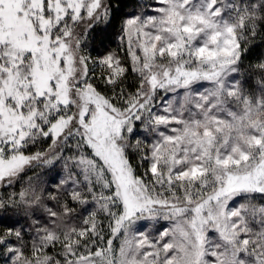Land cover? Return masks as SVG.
I'll return each instance as SVG.
<instances>
[{
  "label": "snow or ice",
  "instance_id": "obj_1",
  "mask_svg": "<svg viewBox=\"0 0 264 264\" xmlns=\"http://www.w3.org/2000/svg\"><path fill=\"white\" fill-rule=\"evenodd\" d=\"M148 7L121 23L129 69L86 50L110 0H0V188L66 173L54 207L31 177L0 197L48 217L30 243L0 234L10 264H264V60L255 87L237 79L264 0ZM138 124L151 139L133 142ZM161 219L154 236L136 227Z\"/></svg>",
  "mask_w": 264,
  "mask_h": 264
},
{
  "label": "trees",
  "instance_id": "obj_2",
  "mask_svg": "<svg viewBox=\"0 0 264 264\" xmlns=\"http://www.w3.org/2000/svg\"><path fill=\"white\" fill-rule=\"evenodd\" d=\"M113 12L110 16L109 21L100 22L95 25L94 30L90 33L88 39L86 40L87 51L91 52L92 56H96L98 52H114L126 66L131 67L130 59L127 56V40L125 39L123 43L120 40V27L122 21L129 14H140L144 12L145 14L150 13V8L148 7L153 0H110ZM245 47L248 49L244 54L241 62V71L237 74L238 80L247 81L245 87L249 85L255 87L258 75L254 74L249 70V66H254L259 61L264 60V26L258 28L257 35L254 39L249 41ZM101 73V69H96V76L98 77ZM127 85L129 88H133V76L129 71L127 80ZM98 86L103 89V84L97 81ZM183 93V90H180ZM161 96L164 95L163 92L160 93ZM169 99L173 98L172 94H169ZM137 138L140 139H151V135L142 132V126L137 125L136 134L132 137L133 142ZM50 143V142H48ZM47 148V143L43 145ZM135 160V156H133ZM142 171V169H141ZM32 178L34 186L37 187L38 191H41L45 197L49 207L55 206V201L49 199V194H57L56 185L60 183V180L66 178V173L63 169V162L57 163L54 167L51 166H38L34 169L29 170L22 178V180L15 184L13 188H0V197H7L13 190L19 191L22 186H26L28 178ZM68 188H71V183L69 182ZM61 201L64 197L60 195ZM79 211L78 205H73ZM90 210V209H89ZM40 220L41 223L48 220L42 208L35 209L34 213L31 211H26L23 207L19 209H0V234H3L8 228L22 229V235L25 237L27 242H31V237L34 232L30 231V226L33 220ZM149 225H144L139 227L141 231H148L153 236L156 235L164 227H168V222L164 220H159L151 227ZM54 250H49V254ZM0 264H10L9 258L4 255L3 250L0 249Z\"/></svg>",
  "mask_w": 264,
  "mask_h": 264
},
{
  "label": "rangeland",
  "instance_id": "obj_3",
  "mask_svg": "<svg viewBox=\"0 0 264 264\" xmlns=\"http://www.w3.org/2000/svg\"><path fill=\"white\" fill-rule=\"evenodd\" d=\"M205 86H207V85H205ZM200 91H203V88H201ZM182 94H183V93H181V95H182ZM171 99H173V98H171ZM161 220H162V219H161ZM155 223H156V222L142 221V222H139V223L137 224L136 227L139 229V227H140L141 225H143V224H144V225L147 224V225H149V226H147V227H151V225H152V224L154 225ZM139 230H140V229H139Z\"/></svg>",
  "mask_w": 264,
  "mask_h": 264
}]
</instances>
